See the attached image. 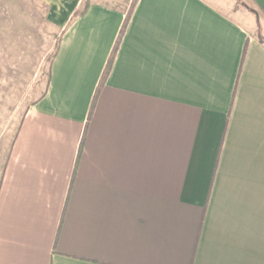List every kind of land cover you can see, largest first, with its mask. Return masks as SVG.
Listing matches in <instances>:
<instances>
[{
    "label": "crops",
    "instance_id": "crops-1",
    "mask_svg": "<svg viewBox=\"0 0 264 264\" xmlns=\"http://www.w3.org/2000/svg\"><path fill=\"white\" fill-rule=\"evenodd\" d=\"M130 2L55 1L0 264H264V36L213 0H134L101 83Z\"/></svg>",
    "mask_w": 264,
    "mask_h": 264
},
{
    "label": "rangeland",
    "instance_id": "rangeland-1",
    "mask_svg": "<svg viewBox=\"0 0 264 264\" xmlns=\"http://www.w3.org/2000/svg\"><path fill=\"white\" fill-rule=\"evenodd\" d=\"M55 1L0 0V173L25 111L48 86L60 33ZM213 1L264 36V17L251 0Z\"/></svg>",
    "mask_w": 264,
    "mask_h": 264
},
{
    "label": "trees",
    "instance_id": "trees-1",
    "mask_svg": "<svg viewBox=\"0 0 264 264\" xmlns=\"http://www.w3.org/2000/svg\"><path fill=\"white\" fill-rule=\"evenodd\" d=\"M85 7H86V4H85L83 10L85 9ZM83 10H82V11H83ZM82 11H81V12H82ZM130 14H131V9L127 11V14H126V16H125L124 23H123V25H122V27H121V30H120V32H119V36H118V38H117V40H116V42H115V45H114L113 50H112V52H111V55L109 56V59H108V62H107V65H106L105 71H104V73H103V75H102V77H101V83L104 81V79H105V77H106V75H107V72H108V70H109V68H110V65H111V62H112V59H113V54H114V52H115V50H116V48H117V46H118V44H119V41H120L121 35H122V33H123L124 29H125V26H126L128 20H129V18H130ZM58 45H59V39L57 40V42L55 43V45H54V47H53V51H52V53H51L52 58H53V56H54L55 53H56V50H57V48H58ZM51 62H52V59H51ZM50 66H51V63H50ZM49 72H50V69H49ZM43 94H44V93H43ZM43 94H42V95H43ZM42 95H41V96H42ZM41 96H40V97H41ZM95 98H96V94H95L94 97H93V101H92L93 104H94ZM36 100H37V99H36ZM36 100H35V101H36ZM35 101H33V102H35ZM91 106H92V105H91ZM91 109H92V107H91ZM90 112H91V110H90Z\"/></svg>",
    "mask_w": 264,
    "mask_h": 264
}]
</instances>
